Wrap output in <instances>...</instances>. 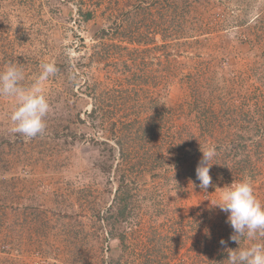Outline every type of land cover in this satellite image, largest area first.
I'll return each instance as SVG.
<instances>
[{"label": "rangeland", "instance_id": "374dc122", "mask_svg": "<svg viewBox=\"0 0 264 264\" xmlns=\"http://www.w3.org/2000/svg\"><path fill=\"white\" fill-rule=\"evenodd\" d=\"M49 62L43 135L12 134L0 97V264H228L264 244L213 206L244 180L264 204V0H0V71L27 87Z\"/></svg>", "mask_w": 264, "mask_h": 264}, {"label": "clouds", "instance_id": "9594fccd", "mask_svg": "<svg viewBox=\"0 0 264 264\" xmlns=\"http://www.w3.org/2000/svg\"><path fill=\"white\" fill-rule=\"evenodd\" d=\"M41 71L27 87L22 85L23 71L16 65L9 64L0 71V97L10 98L13 105L8 115L11 122L9 131L20 134L26 140L43 135L45 117L50 112V103L44 90V82L58 71L54 63H42ZM201 150V149H200ZM202 158L195 172L199 188L207 192L212 185L209 175L213 164L209 163L216 156L215 147L201 150ZM219 198L213 202L222 212L227 213V222L233 229L230 240L239 243L243 237L249 240L257 236L264 237V204L254 195L251 184L244 180L219 188ZM222 245L225 244L221 240ZM228 264H264V244H253L250 247L228 251Z\"/></svg>", "mask_w": 264, "mask_h": 264}, {"label": "trees", "instance_id": "16d2710c", "mask_svg": "<svg viewBox=\"0 0 264 264\" xmlns=\"http://www.w3.org/2000/svg\"><path fill=\"white\" fill-rule=\"evenodd\" d=\"M234 149H235L236 153H238V154L240 153L239 145H238V147H236V148H234ZM227 151H228V150L225 149V150H223V153H224V152H227Z\"/></svg>", "mask_w": 264, "mask_h": 264}]
</instances>
